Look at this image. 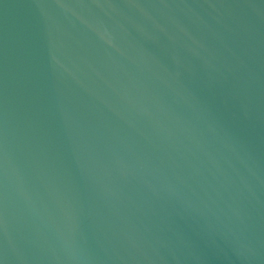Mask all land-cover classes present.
<instances>
[{"label":"water","instance_id":"obj_1","mask_svg":"<svg viewBox=\"0 0 264 264\" xmlns=\"http://www.w3.org/2000/svg\"><path fill=\"white\" fill-rule=\"evenodd\" d=\"M0 264H264V0H0Z\"/></svg>","mask_w":264,"mask_h":264}]
</instances>
